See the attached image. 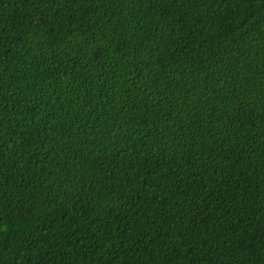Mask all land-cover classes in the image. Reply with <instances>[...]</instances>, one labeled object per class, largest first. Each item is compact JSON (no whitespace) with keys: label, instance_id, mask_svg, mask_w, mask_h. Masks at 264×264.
Instances as JSON below:
<instances>
[{"label":"trees","instance_id":"1","mask_svg":"<svg viewBox=\"0 0 264 264\" xmlns=\"http://www.w3.org/2000/svg\"><path fill=\"white\" fill-rule=\"evenodd\" d=\"M0 264H264V0H0Z\"/></svg>","mask_w":264,"mask_h":264}]
</instances>
